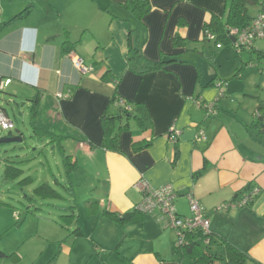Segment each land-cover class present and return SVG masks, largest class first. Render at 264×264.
<instances>
[{
  "label": "crops",
  "instance_id": "1",
  "mask_svg": "<svg viewBox=\"0 0 264 264\" xmlns=\"http://www.w3.org/2000/svg\"><path fill=\"white\" fill-rule=\"evenodd\" d=\"M231 1L149 0L151 10L139 26L122 7L126 0H0V84L11 79L0 94V110L10 103L8 96L27 98L31 107L29 98L40 94L41 127L56 134L60 128L64 134L58 135L71 142L75 161L82 155L105 168L103 197L86 201V228L98 236H87L75 211L81 235L71 234L74 221L63 220L61 214L59 222L49 218L44 237L58 244V252L30 264H197L175 249L178 233L167 228L160 215H144L126 224L103 216L105 210L135 211L143 195L134 185L141 179L155 188L171 185L178 194L175 206L181 217L192 215L189 195L193 196L208 213L212 247L225 254L218 243L227 241L248 256L246 264H264V148L260 146L264 137H259L260 128L254 124L264 99L251 94L253 101L245 110L232 95L236 89H225L227 81L218 71L205 61L188 59L201 53L217 67L214 54L225 45L205 40L204 29L213 17L226 20ZM260 10L264 11V0L254 11ZM131 29L133 38L143 41L146 61L176 58V62L144 74L135 72L137 65L131 68L126 61ZM177 34L184 39L182 47L174 45ZM67 41L73 44L70 50H64ZM206 45H214L216 52L208 55ZM253 48L263 51L264 41H256ZM245 51L250 61L242 64L256 57ZM224 52L227 57L234 53ZM76 58L94 71L82 74L74 65ZM251 64L250 71H259L254 61ZM243 70L235 75L241 77ZM106 76L121 77L118 87ZM116 91L142 120L131 119L129 129L121 131L124 154L91 148L79 140L101 143L102 114L107 109L112 115L119 112V106L111 104ZM172 128L179 132L176 141L170 138ZM133 142L151 144L134 153ZM248 185L259 188L250 205L214 211L219 205L237 203L241 196L236 194ZM99 208L102 211L92 220ZM194 240L200 243L201 234L195 233ZM10 247L0 242L4 253L18 254ZM8 260L0 258V264H14Z\"/></svg>",
  "mask_w": 264,
  "mask_h": 264
},
{
  "label": "rangeland",
  "instance_id": "2",
  "mask_svg": "<svg viewBox=\"0 0 264 264\" xmlns=\"http://www.w3.org/2000/svg\"><path fill=\"white\" fill-rule=\"evenodd\" d=\"M252 12L254 13V11ZM211 47L209 48V45L205 47V52L208 55L216 52V47L214 45ZM225 49L233 50V55L227 57V53L224 52ZM216 53L214 56L216 61L218 59L216 63L217 67L213 62L202 58L201 53L192 54L188 56V59L196 63L201 61V63H204L205 61L207 67L209 66L210 69L218 71L220 76H222V80L227 81L225 82V85H227L225 89H228V86L232 90L233 88L236 89L232 95L235 99L242 101L245 110H248L250 101H253L250 97L251 94H256L264 99V76L256 68L255 72L250 71L252 64L247 65L243 73L241 72L244 77H237L235 75L244 64H242V60L250 61V54L246 51L238 54L233 45H225L222 50H218ZM223 55L225 56L219 57ZM238 67L240 68L237 70ZM261 80H263L262 83ZM18 96L20 97V95ZM8 98L11 101L10 103H5L3 108L15 123L16 129L12 130L13 134L21 137L22 142L0 144V202L11 205V207L3 206L0 208V231H2L0 234H4L8 230L0 238V242L11 245L10 252L18 251L19 258L15 262L11 259L8 261L14 264H30L33 260L40 261L41 258L44 259L57 254L58 244L48 242L45 239L43 227L49 225V218H53L52 220L54 221L56 219L59 222V217L68 213L66 209L75 203L77 207L74 208V211L86 229L87 236H93L94 238L98 236L97 233H90L86 228V223L89 219L86 212V201L90 198L103 197L101 190H103L102 184L103 176L105 178V168L103 164L97 165V162H92L89 158L82 155H79V159L77 158L75 167L71 169L66 166L61 153V145L67 149L68 154H71L73 151L71 142L61 140V144L59 142L52 144L49 143L50 140L38 138L34 134V129L31 125L33 116L27 98H12L10 96ZM36 120L40 121H38L39 126H43L42 114ZM59 129H57V133L63 135L64 132L62 133ZM8 133L7 131H3L0 126V138L5 137ZM260 146L264 148V142L260 143ZM7 161L17 163L16 166L24 171L22 177L16 180L4 178ZM26 177H31L33 182L29 185H20L19 182ZM44 183L50 185L61 197L43 198L38 195L35 190ZM28 209L32 211V214L29 213V216L26 213ZM101 211L102 209L99 208L92 220L97 218ZM88 212L90 215H93L95 210H89ZM15 213L22 215V218L27 215L28 219L22 226L9 227L16 222ZM150 215L146 214V216ZM7 224L9 225L4 227ZM110 224L115 225L116 223L110 222ZM154 230V228H151V231ZM81 240L84 241V244L86 243L85 245H89L86 238H81ZM121 240L122 236L119 241ZM117 243H115V246H117ZM149 243L147 242L146 245L151 244ZM200 244L204 249L207 248L204 241L200 240ZM211 252L213 254L217 253L218 257L223 258V263H226L224 251L218 250L217 247H212ZM94 256V258H97L96 255ZM113 260L114 257L111 261Z\"/></svg>",
  "mask_w": 264,
  "mask_h": 264
},
{
  "label": "trees",
  "instance_id": "3",
  "mask_svg": "<svg viewBox=\"0 0 264 264\" xmlns=\"http://www.w3.org/2000/svg\"><path fill=\"white\" fill-rule=\"evenodd\" d=\"M259 6H260V0H232L226 20L223 21L221 19L213 17L211 22L207 26H205L204 39L209 41L211 40L209 36L213 35L215 43H217V45L220 44L221 46L222 45L234 46L232 42V36L230 35V29L235 28L241 31L247 27L252 26V23L254 22L256 17L261 13L262 14L264 13L263 10H260L258 12L254 11L258 9ZM122 7L124 8L125 11L128 12L129 16L132 17L139 24V26L143 24L142 20L144 16L147 15L151 10L149 0H126V2L122 5ZM251 11H254V13L253 12L251 13ZM24 12L27 13L28 9L27 11ZM133 33L134 31L133 29H131L126 61L129 67L131 68H133L132 66L133 64H135V66L137 65L139 70L135 72H137L138 74H144L150 71L158 70L161 67L166 66L172 62H176V58L161 59L157 63H149L148 61H146L142 52V48L144 46L142 43L143 41L139 40L138 36L133 38ZM258 41H264V40H258ZM254 43L251 46H249V48L241 47L240 49H237V51L242 52L245 50H251L249 52L251 54L256 55L255 59L253 60L254 64L259 69L261 75L264 76V52L259 50H254L253 48ZM184 44H185L184 39L179 34L175 35L174 45L176 47H182L184 46ZM63 46H64V50H70L73 47V44L67 41L63 44ZM251 62L244 63L239 71L245 69V67L248 64H251ZM104 79L115 83L117 87L121 81V77L114 78L111 76H106ZM3 90L0 91V94H2ZM40 96L41 95L39 94L35 97L29 98L30 102L32 103L31 110H32L33 121L31 122V125L33 126L34 134L40 139L50 140L49 143L54 144L56 142H59V144H61L62 142L61 140H63L64 137L59 136L55 132L49 131L36 124V118L39 117L41 112L40 103L38 102ZM120 100L121 98L118 92L116 91L111 99V104H117L119 106V112L116 115H112L109 113L108 111L109 109H107L102 114L101 125L103 129V138L99 145L89 141L88 139L81 138L79 140L86 142L87 144H89L91 148H100L105 151L124 154L120 144L121 131L129 129L131 119H135L139 123L142 120L135 113V108H133L128 101L125 100V104L121 105L119 103ZM3 109L1 110L4 113H6L5 112L6 110L4 109L5 110L4 111ZM12 122L14 123V121ZM254 124L255 126H258L260 128L259 137H262L264 135V103L263 102L259 103V107L256 113V121ZM15 129L16 126L14 123V129L12 130ZM12 130H8V131L6 130L9 133L5 137H9V136L14 137L15 135L13 134ZM150 144H151L150 142H145V143L133 142L132 145L133 152L138 153L140 151H143L149 148ZM61 148H62L61 153L64 157V164L72 169L73 167L76 166L77 161L74 160L73 156L66 153L65 147L61 145ZM16 164L17 163H15L14 161H7L6 169H5V177H4L5 179L16 180L22 177L24 171L21 168L17 167ZM32 182L33 179L31 177H26L25 179L21 180L19 184L29 185ZM253 188L254 186L252 185L246 186L243 190H241L239 193L236 194V198L239 196H241V198H244L246 196H251L250 193L253 190ZM35 192L43 198L56 197V196L61 197V195L58 194L57 191H55L50 185L46 183L38 187L35 190ZM255 198L253 197V199H251L246 204V206L250 205ZM90 203L93 204L94 202H90ZM3 206L11 207V205L8 203L0 202V208ZM75 207H76L75 205L69 207L67 209L69 212L66 213L65 215H62L61 218H63V220L65 221L67 220L74 221L73 222L74 230L71 231V234L81 235V228L78 225V222L75 221L74 210H73ZM31 212L32 211H29V209L26 210L27 214L29 213L32 214ZM144 215H146V213L140 212L137 208L133 212L124 213V214L111 212L108 210H105L103 213L104 217L116 221L120 224H126ZM24 221H25L24 218H22V216L19 215V218L16 219L14 226L15 227L22 226L24 224ZM210 236H212V233H210ZM213 244L214 241L212 240L211 244L207 245V248L204 249L199 242L194 240V234H192L188 238L186 243H183L181 246L178 247L175 246V249L181 253L182 258L190 259L197 264H246V262L248 261V256L243 251H241L236 246L230 244L227 241H221L218 243V247L219 249L221 248L225 249L226 263H223V258H220L216 254H213L211 252L210 248L212 247ZM0 258H9L15 262L16 259L19 258V256L17 253L7 255L2 250H0Z\"/></svg>",
  "mask_w": 264,
  "mask_h": 264
},
{
  "label": "built area",
  "instance_id": "4",
  "mask_svg": "<svg viewBox=\"0 0 264 264\" xmlns=\"http://www.w3.org/2000/svg\"><path fill=\"white\" fill-rule=\"evenodd\" d=\"M230 35L236 39L234 47L240 49L241 47L251 46L254 42L258 40H264V13L258 15L252 26L245 28L244 30L230 29ZM211 40H214V36H209ZM221 47L220 44L217 45ZM75 67L82 74H90L94 71V68L87 65L81 58H76L74 60ZM11 79L0 84V91H2L9 83ZM223 95V91H221ZM62 97V96H60ZM70 95L64 96V98H69ZM121 105L125 104V100L121 99L119 101ZM0 126L3 130L14 129V123L7 115L0 110ZM179 132L172 128L170 138L176 141ZM201 139H204V131L199 133ZM134 188L142 193L143 199L141 203L137 206V209L146 214L160 215L163 222L167 228H172L177 231L179 240L176 246H181L186 243L188 238L195 233H200L202 236V241L206 245H210L212 238L210 236V220L208 213L205 211L204 207L196 200L193 196L189 195L190 211L192 215L190 217H181L176 209L175 201L178 198L176 190L169 184L162 187L155 188L147 180L141 179L135 185ZM259 188L254 187L251 191V196H246L241 198L235 204H222L219 205L214 211H228L231 208H241L245 207L246 204L257 196ZM15 218H19V214H15Z\"/></svg>",
  "mask_w": 264,
  "mask_h": 264
},
{
  "label": "water",
  "instance_id": "5",
  "mask_svg": "<svg viewBox=\"0 0 264 264\" xmlns=\"http://www.w3.org/2000/svg\"><path fill=\"white\" fill-rule=\"evenodd\" d=\"M236 39L232 37V42L235 43ZM22 142V138L19 136H9V137H2L0 139L1 144H9V143H18Z\"/></svg>",
  "mask_w": 264,
  "mask_h": 264
}]
</instances>
